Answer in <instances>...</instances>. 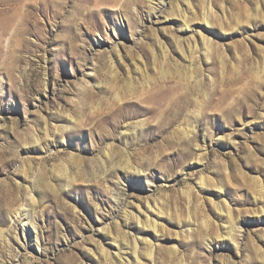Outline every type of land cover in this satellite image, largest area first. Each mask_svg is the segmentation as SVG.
I'll return each mask as SVG.
<instances>
[{"label": "rangeland", "instance_id": "374dc122", "mask_svg": "<svg viewBox=\"0 0 264 264\" xmlns=\"http://www.w3.org/2000/svg\"><path fill=\"white\" fill-rule=\"evenodd\" d=\"M0 264H264V0H0Z\"/></svg>", "mask_w": 264, "mask_h": 264}, {"label": "bare ground", "instance_id": "6f19581e", "mask_svg": "<svg viewBox=\"0 0 264 264\" xmlns=\"http://www.w3.org/2000/svg\"><path fill=\"white\" fill-rule=\"evenodd\" d=\"M140 213V212H139ZM138 212H136V217L138 218V220L140 219V214H139ZM148 213V212H147ZM129 214H131V215H135V214H133V212H130ZM146 218L148 219V222L150 221L149 219H153V217H150L149 216V213L147 214V216H146ZM154 226H156V223H155V219H154ZM23 230L24 231H26V229H25V226L23 227ZM126 237V236H125ZM129 243V242H128ZM137 247H138V245H137V243L135 242V244H134V248H135V253H136V251H137ZM106 252V251H105ZM152 253H153V250L151 251V255H152Z\"/></svg>", "mask_w": 264, "mask_h": 264}]
</instances>
